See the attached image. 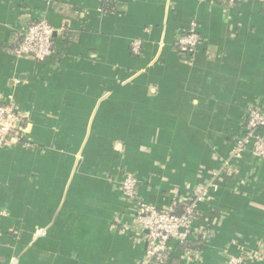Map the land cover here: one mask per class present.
I'll return each mask as SVG.
<instances>
[{"label": "crops", "instance_id": "obj_1", "mask_svg": "<svg viewBox=\"0 0 264 264\" xmlns=\"http://www.w3.org/2000/svg\"><path fill=\"white\" fill-rule=\"evenodd\" d=\"M41 17L53 57L16 58ZM192 22L202 43L183 56ZM0 97L32 144L0 146V264H144L126 173L158 208L216 186L190 244L150 264H264V160L232 159L249 108L264 109V0H0Z\"/></svg>", "mask_w": 264, "mask_h": 264}, {"label": "built area", "instance_id": "obj_2", "mask_svg": "<svg viewBox=\"0 0 264 264\" xmlns=\"http://www.w3.org/2000/svg\"><path fill=\"white\" fill-rule=\"evenodd\" d=\"M253 0H228L231 6ZM56 29L47 18H39L28 24L23 31L17 33V44L10 50L18 59H34L38 62L50 60L56 50ZM202 43L198 24L192 22L187 30L177 37L175 49L183 56H194ZM143 51V41L132 42L131 52L140 55ZM18 105L14 100L0 97V146L21 145L31 148L32 144L22 129ZM264 109L254 105L247 112V120L242 135L238 138L232 151V159L241 158L246 152L264 160ZM216 186L209 185L189 198L184 204L182 214H177V206L158 208L143 201L139 197L138 180L136 176L126 173L121 185L123 197L136 204L137 219L146 232L147 251L144 264L158 261L172 251L174 243L184 244L194 233V223L199 219V206L210 196ZM9 216L6 208H0V223ZM184 230V232H182ZM245 256L230 257L225 264H245Z\"/></svg>", "mask_w": 264, "mask_h": 264}, {"label": "trees", "instance_id": "obj_3", "mask_svg": "<svg viewBox=\"0 0 264 264\" xmlns=\"http://www.w3.org/2000/svg\"><path fill=\"white\" fill-rule=\"evenodd\" d=\"M177 214H182V212H183V210H184V206L182 207V206H178L177 207ZM190 242V240H188L186 243H184V244H177V246L179 247V248H183V247H186V245H188V244H190L189 243ZM197 243V242H196ZM198 244L200 245L201 244V242L199 241L198 242ZM196 246V245H195ZM172 252V251H171ZM171 254V253H170Z\"/></svg>", "mask_w": 264, "mask_h": 264}, {"label": "water", "instance_id": "obj_4", "mask_svg": "<svg viewBox=\"0 0 264 264\" xmlns=\"http://www.w3.org/2000/svg\"><path fill=\"white\" fill-rule=\"evenodd\" d=\"M57 33H55V35H56ZM182 232H184V230H182Z\"/></svg>", "mask_w": 264, "mask_h": 264}]
</instances>
